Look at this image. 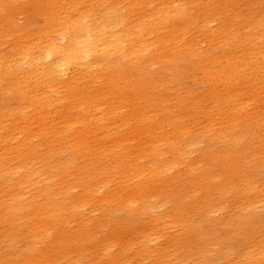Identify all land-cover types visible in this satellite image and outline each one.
<instances>
[{"label": "bare ground", "instance_id": "1", "mask_svg": "<svg viewBox=\"0 0 264 264\" xmlns=\"http://www.w3.org/2000/svg\"><path fill=\"white\" fill-rule=\"evenodd\" d=\"M11 3L3 0L0 7L11 10ZM257 3L264 5V0H41L32 5L34 13L43 20L37 33L42 37L35 47L33 44L18 47L11 59L10 56L0 58V124L16 125L15 133L0 138V225L17 231L5 235L9 242L19 240L21 228H28L26 246L17 253L23 256L25 252L28 256L18 263L19 255L10 257L16 255L15 252L0 255V264H33L35 261L72 264L70 249L84 242L87 235L84 238L85 232L80 227L71 230L67 226L79 219L80 203L92 204L95 192L110 185L111 175L118 176L119 180L100 206L107 210L125 208L132 219L139 211L150 210L149 198H162L164 194L172 200L177 195L170 204L175 213L192 208L191 199L202 193L201 207H204L207 190L195 189L197 186L192 187L191 181L183 182L178 176L174 178L177 180L170 177L167 185L166 179L161 178L162 174L179 167L189 170L188 156L198 138L203 141L204 150L197 161L204 163V168L196 172L197 176L214 183L216 178L223 179V190H232L229 185L236 192L244 189L233 185L231 175L212 176L208 166L211 164L209 152L221 139L235 137L234 134L242 130L249 132L250 125L242 120V114L250 116L249 110L256 108L253 101L264 99V10L253 15L248 12ZM197 37H202L206 46L194 44ZM185 64L192 68V77L199 71L201 80L207 81L209 92L198 94L186 89L174 98L169 94L168 85L173 79L178 86L183 82L187 71H181V66ZM170 67L174 71L164 80L163 74ZM251 74L261 75V78L254 76L248 81ZM159 79L160 82H156ZM214 85L216 88L211 89ZM242 86L254 93L242 92ZM221 88L222 91H217ZM259 90L262 91L256 92ZM250 94L252 98H248ZM173 102L181 116H174L173 110H168L173 108ZM103 106L107 110L101 109ZM184 106L187 109L182 113ZM129 107L135 113L131 118L129 113L126 115ZM153 111L161 114L150 115ZM114 116L123 117L122 123L111 127ZM261 116L255 118L251 127L264 131ZM164 129L185 145L182 148L176 146L177 143L173 145L166 137L155 145L151 143L155 138L146 145L139 144L138 136H149L155 130L162 136ZM126 130H135L138 135L130 141L126 134H121ZM175 151L178 157L173 156ZM233 151L224 153L225 158L229 159ZM65 153L70 159L63 162ZM129 156L136 167L127 165ZM76 159L86 165L83 172H78ZM103 160H109L112 165L105 171L97 168ZM98 175L102 177L97 179ZM101 179L105 183L101 184ZM68 180H74L75 187L82 188L80 203H66L60 197ZM130 182L132 185L128 184ZM214 188L222 191L220 182ZM118 190L130 198L126 201L115 198ZM135 196L142 200L139 210H134L132 198ZM260 198L258 205L249 208L251 213L259 206L264 207ZM253 223L246 218L235 227L227 223L224 228H249ZM196 227L190 231L196 232ZM158 232L159 229L147 235L139 234L135 244L129 242L121 246V249L125 247L122 253H114L116 231L93 253L94 264H142L143 256L148 253L147 243L158 239L161 236ZM233 235L238 234L232 232L225 239L215 237V245L230 243ZM207 236L206 233L200 236L199 241L208 240ZM41 244H45L46 251L39 249ZM208 244H204V248L199 244L193 246L196 249L194 264H211ZM50 245L52 248L47 251ZM99 251L103 252L102 260L97 258ZM218 253L226 255L222 250ZM239 259L238 264H264V250L245 253ZM158 260L156 264L170 262L165 252Z\"/></svg>", "mask_w": 264, "mask_h": 264}, {"label": "rangeland", "instance_id": "2", "mask_svg": "<svg viewBox=\"0 0 264 264\" xmlns=\"http://www.w3.org/2000/svg\"><path fill=\"white\" fill-rule=\"evenodd\" d=\"M10 1H12L11 10H7V9L0 7V58H9L10 56V59H11V57L13 56L12 54H14L15 52V48H18V47L26 48V47H31L32 44L33 46L36 45L38 40H40V38L42 37L38 35L37 33H39V29H40L39 27L43 25V20H41L42 17L34 13L32 9V5L36 4L37 2H40L41 0H10ZM0 2H3V0H0ZM253 5L254 7L252 6L251 10L248 11L249 13L252 12L250 15L257 14L258 11H260L261 9L264 10L263 4L258 5L257 3ZM202 41H203L202 37H197L193 41V43L197 44V46L199 45L206 46L205 45L206 43H203ZM225 47H228V45H225ZM235 50H238V49L236 48ZM181 68H180L181 71H184V70L187 71L186 76L183 79V82L181 83V85L178 86L174 79H173V83H170L168 85V88H169L168 92L170 95L173 94V98L177 93L182 92L186 89L190 90L191 92L198 93V94H201L205 91L209 92L207 81L201 80L202 75L199 74V71L197 72V74L195 75L196 77L194 78L191 75L192 74L191 67H187V65L185 64L181 66ZM153 69L157 70V67L156 68L154 67ZM153 69L151 70L152 73H154ZM173 71H174V68H171V67L167 68V72L163 74V79L165 78L164 80H166V78L171 77ZM254 76L255 75L253 74L249 75L248 81L252 80ZM256 78L260 79L261 75L255 76V79ZM194 79L196 81H194ZM160 80L161 79L156 80V82H160ZM249 85H251V83ZM215 88H216V85H214L213 88L211 89H215ZM219 90L222 91L223 88L217 89V91ZM240 90L242 92H249V93L253 92L254 93V90L245 89L243 86L240 87ZM261 91L262 90H259L256 92H261ZM252 94H250L248 98L249 97L252 98L251 96ZM8 97L7 98L10 100L11 96L9 95ZM261 97L262 96H260V98ZM157 102H159V100H157ZM262 103H264V99L253 101V106L254 108L255 107L256 108L254 109V111L249 110L250 116H247L246 113L242 114L243 115L242 120H244V122H246L247 125H250V127L248 126V131H249L248 133H247V129L246 130L244 129L245 130L244 132L243 130L240 132H237L239 133V135L241 133L242 136L241 135L239 136L236 133L234 134L235 137L232 135L230 138L228 137V138L221 139L219 143H217L214 147L211 148L212 151L210 150L209 152V154H211L209 163L211 164L208 166V169L210 170L211 175L212 176H217L220 174L231 175V178L234 181L233 185L236 186L238 189H242V186H243L244 191L243 190L240 192L233 191L232 185H229V188H232V190H223L224 188L223 179L216 178L218 182L217 184V182L215 183L207 182L201 176H200L201 178L197 176L198 173L196 172L197 171L199 172L202 169L201 167H203V164H204V163L197 161V157H199V155L204 150L203 149L204 143L200 138H198L200 139L199 143H198V139H196V144H193L194 146H192L190 150L188 157H189V161H191V165L188 167L189 170L187 168L188 171L184 170L183 167H179L176 170L168 171L162 174V177H161L162 180L166 179L165 185H167V182H170L169 180L170 177H173L174 179L175 177L178 176L177 179L183 182L188 181L189 183V181H191L189 184L192 187L194 188L196 186L198 187V188L196 187L195 189H199L200 187H202L204 190H207L206 195H205L207 197V200H205L206 203L204 201L205 203L204 207H201L202 201H203V193H202V196L199 195L197 196V198L191 199L192 208L190 207L189 209L187 208L186 211L175 213V212H172V208L170 204L173 202V200H175L177 195L173 197V200H172V199H168L167 195L164 194L162 198H157L155 196L152 198H149L148 203H150L149 205L150 210H148L147 212L139 211L136 214V218L132 219L128 216L129 212L125 208L122 210H107L106 207L100 206L101 201L105 199L108 192L113 190L116 187V185L114 184L116 181L119 180L118 176L115 177V175L114 176L111 175V179H110L111 183L109 184L112 186L107 185L103 188H100L98 191L95 192L94 199H92V204H89L87 202L85 203V201L80 203L83 199L82 188L75 187V185L73 184L74 180H68V183L66 184L64 191L61 194L62 196L60 197L64 199L66 203L68 202L80 203V206L77 207L79 219L69 223L67 227L68 229H71V230H75L78 227H80L85 232L84 238H86V235H87V239L84 242L80 243L81 242L80 241L75 246H72L71 244L72 246V248L70 249V253L72 256L71 263L72 264H94L96 263L93 261V253L97 251L98 247L103 244V241H105L106 238H110L114 234H116V231L118 232L117 239H116L115 245L113 246L112 250L114 251V253H122V249L125 247L121 249V246L123 245L125 246V244L129 242H133V244H135L136 243L135 238L137 237V235L139 234L147 235L159 229L158 233L161 236L158 239L151 240L147 243L148 253L143 256L145 257V259L143 260L142 264H156L159 261L158 257L160 256L162 252H165L167 254L169 261H170L169 264H194V261L196 259V254H195L196 249L193 246H197L199 244L201 247H203L204 244L206 246V243H209L208 247H210L209 248L210 249L209 259H210L211 264H238L240 261L239 258L243 254L245 253L255 254L259 252L260 250H264V207L260 208L259 206L257 210L255 211V213H251L249 209L250 207H254L258 205L256 202H259V198L264 193V154L262 153V151L264 150V145L262 144L264 143V134H263L264 131L262 129H259L261 132H263L261 134V132L257 128L254 129L253 127H251L252 124L256 121L255 118L259 119L260 118L259 116L261 115H262L261 117H264V112H263L264 105ZM175 106H176V103L173 102V108L169 107L168 110L169 111L173 110L174 116L177 114L180 115L179 111L176 108L177 106L176 107ZM101 109L107 110L105 106H103ZM186 109L187 107L184 106L183 111L181 112L185 113ZM28 110H29V115H31L33 113L32 108L30 107L28 108ZM251 112H255V114L257 115L252 114ZM128 113L130 114V118L134 116L135 113L132 112V107H129V110L126 113V115ZM112 114H116V113L112 111ZM155 114H161V112L153 111L150 113V115H155ZM246 117L249 119H247ZM57 118H56V121H59ZM122 118L123 117L114 116L111 119V123H112L111 127H115L121 124ZM4 126L5 125L2 126V124H0V127L1 128L3 127L2 129H0V138H3V136H8L16 132V130L14 129L16 125L12 127L10 126V124H9V127H6V126L4 127ZM249 128L251 129L249 130ZM154 129L156 128L154 127ZM195 130L199 131V129H195ZM255 130L258 133L255 132ZM114 131L116 132V130ZM126 131L121 132V134L122 133L126 134L127 138L130 141L134 139V135H138V132H136L135 130L134 131L130 130L127 132ZM250 131L251 133H254V136H252L253 134H251ZM163 132L164 134H162V136L161 134L158 136L159 133L157 132V130L153 131L151 135L149 136L142 134L138 136L141 138V140L139 141V144L141 145L142 143L143 145H146L147 143H149L148 141L151 142V139L152 138L156 139V136H157L156 140L152 139L151 143L152 144L154 143V145L156 144V142L158 143L161 139L166 140L164 137L168 138L170 142L173 143V145L177 143L176 146L180 145L181 148L183 147V145H185L183 142H180V139H174L175 137H173V134L170 133L167 129H164ZM246 134H248V136ZM223 149L224 151H222ZM230 149L232 151L233 150H237V151H233V154L231 155V157L229 159H226L225 158L226 154L224 153H226ZM173 156L178 157L179 156L178 152L175 151ZM219 156H221L222 159L224 160H222L221 157ZM68 159H70V155L65 153V155L62 158V161L66 162ZM239 160L241 162H239ZM127 161H128L127 165H130L131 167H136L135 166L136 162L131 156L127 158ZM213 162H215L216 165H214ZM75 163L77 165L78 172H83V169L86 168V165H84V163L81 162L80 159H76ZM111 166L112 165L109 160H103V163L97 164V168L100 169L101 171H105ZM101 177H102L101 175H98V177L96 178L99 179ZM188 177L190 179H188ZM195 177L197 178V181L198 180L200 181V183L199 181L198 182L196 181ZM177 179H174V180H177ZM10 181L14 182V179L11 178ZM100 182L101 184H103L105 183V180L101 179ZM219 182L222 187V191L220 192H218L216 188H214L216 187V185L217 186L219 185ZM148 183L150 182L148 181ZM207 183H210V184H207ZM128 184L132 185V182ZM193 184H196V185H193ZM203 184L205 185L207 184L206 185L207 187L205 185L203 186ZM148 186L151 187L152 185H148ZM173 186L175 187L174 182H173ZM252 187L255 190H253ZM247 189L249 190L247 191ZM250 189L252 193L250 192ZM253 192L256 194L258 199L256 198ZM175 194H176V191H175ZM238 194H241V196ZM250 194H252L251 197H250ZM154 195H157V193H154ZM252 196H255L254 197L255 199ZM1 198L2 196L0 195V200ZM115 198H120L126 201L130 197L126 193L124 194L123 191L118 190ZM262 198H260L261 204L264 203L263 202L264 194ZM93 200L95 202H93ZM248 200H250V202H248ZM251 200L253 201L255 205L251 203L252 202ZM132 201H135L133 203V205L136 206L134 210H139V208L142 206L141 198L139 196H135L132 198ZM125 205L127 206L128 203ZM242 208L244 209V211ZM113 209H116V208H113ZM238 214L241 216L239 217ZM246 218H249L250 220L254 221L253 225L249 228L246 226H241L240 228L238 227L236 229H230V230H226L224 228V226L227 223H229V225L231 223L233 224L232 227H235L240 220L244 221V219ZM82 221L84 222L82 223ZM174 223H176V225H174ZM193 226L194 227L197 226L196 228H198V230L196 232L190 231ZM24 228L25 227L21 228V231L22 230L23 231L19 236V240L17 241L11 240V242H9L7 241L8 238H5V235H8L10 233H16L17 231L15 230L10 231L9 226L0 225V255L13 254L14 252L16 253V255H11L10 256L11 258H14L19 255L17 253L22 249V247H25L27 243L25 235L28 231V228H25V229ZM183 231H187V232L182 234ZM232 232L238 234L237 236H235L236 239L233 235V237L230 239L231 242L229 241L230 243L225 244V245L221 244L220 247L218 245H215L216 243L215 237H221L225 239V237H227L226 235H230ZM205 233L208 234L207 236L208 240L199 241L200 240L199 238H201L200 236H203ZM79 237H80V234H79ZM172 237L173 238L175 237L173 239V242L171 241ZM50 239H53V236L50 237ZM13 242H16V243H13ZM8 246H10L11 248H8ZM45 247H46L45 244L39 245V249L44 250V251H46ZM51 248H52V245H50L47 248V251H49ZM133 248L135 250V245L133 246ZM218 250L219 251L222 250V252L226 253V255L221 256L218 253ZM27 256L28 254L24 252L23 256H20V259L17 260L18 263H20L21 260L26 259ZM119 257H121V254L119 255ZM97 258L100 260L104 259L102 251L98 252ZM236 261L238 263H236ZM21 264H25V263L22 262ZM33 264H38V262L35 261ZM57 264H65V262H61ZM105 264H110V263H105Z\"/></svg>", "mask_w": 264, "mask_h": 264}]
</instances>
